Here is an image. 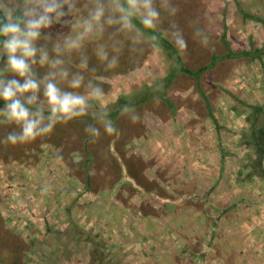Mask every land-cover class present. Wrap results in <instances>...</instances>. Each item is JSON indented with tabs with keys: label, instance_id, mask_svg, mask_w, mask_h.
Returning <instances> with one entry per match:
<instances>
[{
	"label": "rangeland",
	"instance_id": "obj_1",
	"mask_svg": "<svg viewBox=\"0 0 264 264\" xmlns=\"http://www.w3.org/2000/svg\"><path fill=\"white\" fill-rule=\"evenodd\" d=\"M24 3L11 0L9 7ZM93 6L78 0L79 11L42 29L36 47L62 60L69 79L80 73L84 85L101 87L104 97L90 98L85 115L26 143H6L21 128L0 123V264H264V131L251 133L264 127V64L226 60L200 83L191 76L225 54L224 33L234 52L263 46L264 26L241 10L264 18V0H154L160 15L153 31L174 45L181 64L148 30L121 31L119 24L66 50L65 37L79 30L76 17ZM100 46L107 61L96 54ZM36 60L33 72L42 79L52 69L39 65V52ZM173 69L164 99L110 119L120 97L132 105ZM0 76L20 79L6 62ZM59 86L72 91L67 82ZM103 111L106 120L87 125ZM109 122L112 134L105 132Z\"/></svg>",
	"mask_w": 264,
	"mask_h": 264
},
{
	"label": "clouds",
	"instance_id": "obj_2",
	"mask_svg": "<svg viewBox=\"0 0 264 264\" xmlns=\"http://www.w3.org/2000/svg\"><path fill=\"white\" fill-rule=\"evenodd\" d=\"M77 2L78 0H25L19 16L16 15L15 8L0 9L4 13L0 20V51L7 56L6 70L20 78L6 80L0 76V102L3 103V108H0V117L3 119H0V123L15 124L21 128L20 134L10 133L7 136L5 142L8 144L26 143L50 134L56 124L85 115L90 98L100 100L105 95L103 89L98 85L93 86L91 81L84 85V76L80 73L69 79L68 70L61 67L62 60L49 59L46 50L36 47V41L41 38V30L50 28L54 22L59 23L65 17L75 15L79 11L76 8ZM93 5L88 9L87 17H76L74 30H79L75 37L71 34L65 37L66 50L78 51L89 37L102 36L105 24H119L121 31L132 30L136 29L133 23L136 19L144 29L154 30L160 15L154 7V0H108V7L101 0H93ZM65 6L67 11H64ZM106 13L109 14L106 16ZM176 46L183 49L186 48V43L177 39ZM54 50L57 53L60 51L59 47ZM38 52L39 65H47L52 69L42 79H37L33 72ZM96 54L100 60H108L103 46L98 48ZM116 64L114 57L109 61L108 67ZM87 67L85 59L79 68L84 70ZM61 82H67L72 91L62 90L59 86ZM82 86L90 90L87 95L77 91ZM41 88L43 100L38 103ZM45 106L50 113L46 124ZM88 131L99 135V129L89 128ZM115 131L116 128L110 122L105 124L106 133L112 134Z\"/></svg>",
	"mask_w": 264,
	"mask_h": 264
},
{
	"label": "trees",
	"instance_id": "obj_3",
	"mask_svg": "<svg viewBox=\"0 0 264 264\" xmlns=\"http://www.w3.org/2000/svg\"><path fill=\"white\" fill-rule=\"evenodd\" d=\"M7 4L9 6L8 2H7ZM237 5L240 6V4H238V3H237ZM241 12H242V15H243L245 20L255 21V22L261 23L264 26V18H262V17H260L258 15H255V14L251 13L250 11L241 10ZM20 14H21L20 13V9H16V15L19 16ZM2 19H3V13L0 11V20H2ZM224 22H225V18H224ZM133 23L139 29L147 31V29H144L143 26L139 23V20L134 19ZM146 34L148 36H150L151 38L156 39L157 40L156 45L159 48H161L164 52L169 53L171 56H173V54H175V57L177 58L178 64H181L180 57L178 56V53H177L174 45H172L165 37H163L161 34L155 32L153 30H148V33H146ZM222 41H223L225 49H226L225 50V54L224 55H213V57L211 59V63L208 65V67L203 68V69H201V70H199L197 72L191 73V76L193 78H195L198 83H200V80H199L200 77L208 69L214 68L219 63H222V62H224L226 60H246V59H248L250 62L259 61L262 65L264 64V63H262L263 60H264V44H263V46L261 48H255L254 45H252L249 50H243V51H240V52H234L229 46V43H228L227 38H226V33H224L222 35ZM6 60H7V56L4 57V60H3L2 63L6 62ZM178 66L180 67V65H178ZM181 67H183V66H181ZM183 70L186 71V69L183 68V69H180V71L178 70V72L182 73ZM176 74H175L174 69H173V71H170L169 73H167L166 76H164L162 78L163 79L162 81H161V79H159L160 82L158 84H155L153 87L150 86V85L149 86H145V90H144L143 95H139V97L137 96L135 99H133L132 105H130V101H128V99L126 97H124V96L120 97L119 100L116 103L117 110L114 111L115 114H110L109 113V115H112L110 117V119L113 121L115 119L114 118L115 116H118L119 114L123 113L125 108L128 109V108H130V106H132V108H137L139 106H142L143 103H148L150 100H153L155 98L162 97V99H164L163 93L165 92V89H167L171 85L172 79L175 78ZM263 78H264V76H263ZM160 83H161L162 86L159 85ZM200 95L202 96L203 100L205 101V104L207 105L209 113H211V118L214 119V116L212 114V112H213L212 111V107H211V104L209 102L210 100H209L208 96L205 93H203L202 90H200ZM0 108H3V103L2 102H0ZM169 108L173 109L172 102H169ZM49 114L50 113H49L48 110L44 111V115L45 116H48ZM107 114L108 113L104 112L102 114H99V116H97V117L93 116V117L89 118L88 120H92V121L89 124L87 122V125L93 126L98 121L106 120L108 118ZM258 126L259 125H257L255 127L256 129L253 128V130L251 132L254 136H256L257 133L264 131V127H263V129H261L259 131L258 128H257ZM78 231H79V229H78ZM66 252H68V251H66ZM62 257L65 258L64 256H62Z\"/></svg>",
	"mask_w": 264,
	"mask_h": 264
},
{
	"label": "water",
	"instance_id": "obj_4",
	"mask_svg": "<svg viewBox=\"0 0 264 264\" xmlns=\"http://www.w3.org/2000/svg\"><path fill=\"white\" fill-rule=\"evenodd\" d=\"M5 8H9L7 2L5 0H0V9H5ZM1 12L3 13V11H1ZM3 15H4V13H3ZM5 56L6 55L2 51H0V65L3 62Z\"/></svg>",
	"mask_w": 264,
	"mask_h": 264
},
{
	"label": "crops",
	"instance_id": "obj_5",
	"mask_svg": "<svg viewBox=\"0 0 264 264\" xmlns=\"http://www.w3.org/2000/svg\"><path fill=\"white\" fill-rule=\"evenodd\" d=\"M262 264V263H261Z\"/></svg>",
	"mask_w": 264,
	"mask_h": 264
}]
</instances>
